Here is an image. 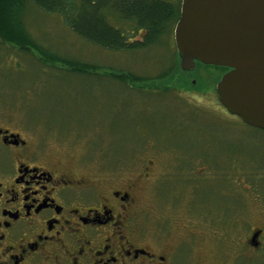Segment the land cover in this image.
I'll list each match as a JSON object with an SVG mask.
<instances>
[{
    "label": "rangeland",
    "instance_id": "374dc122",
    "mask_svg": "<svg viewBox=\"0 0 264 264\" xmlns=\"http://www.w3.org/2000/svg\"><path fill=\"white\" fill-rule=\"evenodd\" d=\"M126 1L134 5L129 18L107 9L105 16L127 36L139 30L134 25L141 0ZM164 1L179 0L145 4L162 7ZM71 2L76 8L81 4ZM112 9L125 13L127 7ZM21 19L49 59H40L37 45L22 50L0 42V112L9 124L29 131L52 157L75 162L89 174L133 177L150 157L153 181L148 186L144 181L142 203L167 215L172 234L187 224L208 240L197 248H207L208 238L216 236L218 257L226 252L224 263L264 264V241L255 247L247 242L254 229L264 228V129L227 111L210 88L148 87L114 74L151 76L177 65L174 25L157 41L111 48L81 35L57 9L33 0H27ZM69 60L92 67L74 70ZM217 73L218 68L198 65L189 74L205 83Z\"/></svg>",
    "mask_w": 264,
    "mask_h": 264
},
{
    "label": "flooded vegetation",
    "instance_id": "af4514ba",
    "mask_svg": "<svg viewBox=\"0 0 264 264\" xmlns=\"http://www.w3.org/2000/svg\"><path fill=\"white\" fill-rule=\"evenodd\" d=\"M0 42L12 44L2 36ZM32 138L0 112V264H235L224 263L223 249L218 257L215 235L197 248L203 235L187 224L172 234L167 215L142 203L153 181L150 157L133 177L94 175L52 157ZM257 229L255 246L264 241V228Z\"/></svg>",
    "mask_w": 264,
    "mask_h": 264
},
{
    "label": "water",
    "instance_id": "95a60500",
    "mask_svg": "<svg viewBox=\"0 0 264 264\" xmlns=\"http://www.w3.org/2000/svg\"><path fill=\"white\" fill-rule=\"evenodd\" d=\"M173 37L182 69L230 67L215 84L221 103L264 129V0H181Z\"/></svg>",
    "mask_w": 264,
    "mask_h": 264
},
{
    "label": "trees",
    "instance_id": "16d2710c",
    "mask_svg": "<svg viewBox=\"0 0 264 264\" xmlns=\"http://www.w3.org/2000/svg\"><path fill=\"white\" fill-rule=\"evenodd\" d=\"M33 1L47 10L54 11L57 9L60 13L66 16L70 26L74 27L81 35L104 47L111 48H133L144 45L148 42L159 40L161 36L160 32L164 30L165 27L174 25V22L179 16L180 7V0L177 4L164 1L162 2V7H151L148 4H145V0H141L138 6L139 10H141L139 16L140 19L137 20L134 28L139 30L144 28L145 33L142 35L141 39H138L135 42H127L125 41L126 35L122 33V30L107 21L105 10L107 9L111 15L114 14L115 16L120 17L119 14H121V17L129 18L131 13H133L132 9H129L130 5L134 7V5L131 4L132 2L128 3L126 0H122L121 3L118 0H80L81 4L76 8V5L72 7L71 0ZM26 2L27 0H0V36H2L5 41L18 46L22 50H30L37 45L34 40L28 36L26 28H24L22 24L21 13ZM119 4H121V8L122 6L124 9L127 7L125 13H120L118 11L115 12V9H112ZM89 6L93 8L91 12H89ZM109 6L110 8H107ZM36 48L43 54L39 56L42 61L49 59L42 47L37 45ZM54 57L58 59L61 58L57 55ZM68 64L70 68L74 70L84 71L92 67L89 63L77 60H69ZM175 64L177 65H171L151 76H142L131 71H121L114 74L130 83H136L138 85L144 84L148 87L156 86L162 88L167 87L169 83H171L172 85L175 84L182 87V89L186 91L193 90L205 92L210 88L213 90L214 95L216 94L214 84L220 74L219 69L221 70L223 66L205 64L206 66H215V68H218V73L210 80L211 83H209V80H204L205 83H202L201 81L203 80L199 81L197 77H195V82L192 83V76L189 74L190 70H184L179 66V56L178 61L177 63L175 62ZM181 74L183 75L181 76Z\"/></svg>",
    "mask_w": 264,
    "mask_h": 264
}]
</instances>
